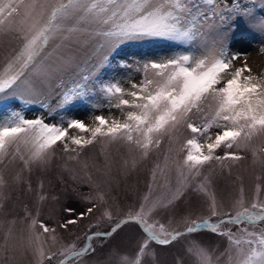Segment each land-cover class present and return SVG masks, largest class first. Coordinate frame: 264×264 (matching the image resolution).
Segmentation results:
<instances>
[{"label": "snow or ice", "instance_id": "6c2138e0", "mask_svg": "<svg viewBox=\"0 0 264 264\" xmlns=\"http://www.w3.org/2000/svg\"><path fill=\"white\" fill-rule=\"evenodd\" d=\"M237 35L264 54V0H0V210L10 164L19 165L13 183L31 192L25 173L46 172L59 154L62 171L96 190L85 197L90 206L65 208L70 218L55 225L28 207L23 219L0 220V250L14 240L32 264H161L157 248L179 245L172 264H264L260 186L250 202L241 189L226 210L210 174L219 166L231 175L248 151L264 166V70L249 65ZM159 48L169 52L157 55ZM29 110H38L34 118ZM96 145L106 162L104 187L111 146L127 153L126 171L163 154L138 205L119 219L101 183L70 166ZM189 193L203 199L207 216L161 222ZM102 205L82 243L61 240L58 229L70 231ZM125 228L135 234L134 251L111 243ZM205 236L224 238V249Z\"/></svg>", "mask_w": 264, "mask_h": 264}, {"label": "rangeland", "instance_id": "374dc122", "mask_svg": "<svg viewBox=\"0 0 264 264\" xmlns=\"http://www.w3.org/2000/svg\"><path fill=\"white\" fill-rule=\"evenodd\" d=\"M236 47L248 53V63L254 71L259 72L264 69V54L259 52V44L250 45L247 39L237 35ZM148 50L149 46L145 45L142 51L148 52ZM131 51L139 55L141 50L133 48ZM153 51L155 54L160 55L167 54L169 49L159 48ZM128 54V52H125L122 55L127 56ZM37 112L38 110H29L27 113L28 118H34ZM103 114L108 115L107 110ZM80 115L85 119L86 123H91L89 115L84 112H81ZM114 115L119 116L118 113H114ZM255 143L257 147L261 145L260 140ZM162 147L166 149L167 144L165 143ZM109 152L111 154V182L107 187H104V177L101 175L105 169L106 162L104 155L101 154L99 145L91 147L80 158L79 163H72L70 166L76 170L78 176L91 174L94 180L101 183L104 191L107 192V199L109 204L112 205V211L119 219L129 209H133L138 205L140 198L151 182L153 167L158 161L162 162L163 154L161 151H154L147 160L140 162L135 170L126 171L121 165L123 159L128 158L127 153L123 149L118 151L116 146H111ZM243 155H245V159L238 165L232 166L231 175L228 174L227 168L221 171L219 166H215L210 173L216 196L226 210L232 209L234 201L240 197L241 189H243L245 201L250 202L256 196V187L259 185L260 197L264 199V166L253 162L250 151L243 153ZM259 155L264 156V153H259ZM63 163V159L58 154L46 172L34 169L30 176L25 173L32 185L31 192L25 190L26 184L18 186L13 183L12 178L19 169L18 164H10L7 169H4L5 179L9 183L7 188L9 199L6 201L5 209L0 210V220L23 219L25 207H28L34 214L38 210L41 220L50 225H55L64 219L70 218L64 211L65 208L73 207L79 212L90 206L86 202L85 197L88 195L95 196L96 190L90 188L81 179L73 180L67 172L62 171ZM85 163L88 165L87 169L82 167ZM225 163L227 164L228 162ZM41 182L44 185L43 193L47 196V199L43 202L38 200V194L41 192ZM103 207L104 205L98 208L92 217H86L78 225L72 226L70 231L58 229L61 240L64 243H71L74 240L78 244L82 243L89 226L97 221ZM189 214L192 218L207 216L208 214L203 199L194 193H189L185 200L178 204L174 212L161 213L159 218L165 224L171 219L173 224L177 225L184 216ZM21 227L23 226L17 225V229ZM101 227L106 228L107 225L102 224ZM204 239L206 243L219 251H222L226 245L224 238L205 236ZM3 242L4 232L0 230V245ZM94 243L99 247L100 241H95ZM111 243L120 247L121 250L134 251L135 234L130 228H125ZM179 247L178 245L177 248L167 251L157 248L161 264H172ZM107 248L108 245L106 244L105 251L101 254L102 256L106 255ZM0 264H32V256L17 241L9 240V250L6 252L0 250Z\"/></svg>", "mask_w": 264, "mask_h": 264}, {"label": "trees", "instance_id": "16d2710c", "mask_svg": "<svg viewBox=\"0 0 264 264\" xmlns=\"http://www.w3.org/2000/svg\"><path fill=\"white\" fill-rule=\"evenodd\" d=\"M264 70V69H263Z\"/></svg>", "mask_w": 264, "mask_h": 264}]
</instances>
